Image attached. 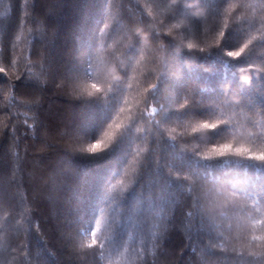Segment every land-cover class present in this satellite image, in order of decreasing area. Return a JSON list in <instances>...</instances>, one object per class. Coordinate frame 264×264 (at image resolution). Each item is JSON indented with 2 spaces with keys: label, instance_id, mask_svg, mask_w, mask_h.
<instances>
[{
  "label": "trees",
  "instance_id": "obj_1",
  "mask_svg": "<svg viewBox=\"0 0 264 264\" xmlns=\"http://www.w3.org/2000/svg\"><path fill=\"white\" fill-rule=\"evenodd\" d=\"M0 68V264H264V0H0Z\"/></svg>",
  "mask_w": 264,
  "mask_h": 264
},
{
  "label": "snow or ice",
  "instance_id": "obj_2",
  "mask_svg": "<svg viewBox=\"0 0 264 264\" xmlns=\"http://www.w3.org/2000/svg\"><path fill=\"white\" fill-rule=\"evenodd\" d=\"M177 3H178V0H173V5L176 6ZM190 7H195V4L190 5ZM137 35L139 36V33H137ZM191 47L192 45H189V48ZM245 47H247V45H245ZM243 51H244V48H241L239 51H229L227 52V55L233 58H237V57H240ZM4 73H5V69L0 68V75H4ZM17 79L19 80L20 77H17ZM155 86L156 85H153V88H155ZM92 88H96V85L93 84ZM97 91H100V89H97ZM202 127L204 129L211 130V129H216L217 125L205 123L204 125H202ZM194 131H196V129H194ZM115 136H116L115 132H112V133L105 132L101 138H99L95 142L88 143L87 147L82 148L81 151L87 152V153L100 152L106 149L112 143ZM249 151H250L249 149H244V148H235L233 150L232 144H224L220 147L218 154L220 156L232 154V155H237V156H243L245 159H248V160H258V161L264 162V150H262L259 155H255V154L247 155ZM213 194H215L216 196L220 195L218 189L214 186L209 187L207 185V182H205L204 186L193 191V205L196 209L197 214H200L201 216L206 217V218H214L217 214L219 215L225 214V205L218 202V200L213 197ZM192 214L193 213H189V215H192ZM254 223L264 225V219L257 220ZM256 240L264 241V234L260 236L253 235L252 241H256ZM95 243L96 241H93V244ZM240 255H241V258H243V254L241 253ZM249 255L255 256L256 253L250 251Z\"/></svg>",
  "mask_w": 264,
  "mask_h": 264
}]
</instances>
